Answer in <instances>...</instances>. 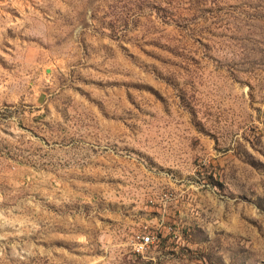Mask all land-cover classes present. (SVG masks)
I'll return each instance as SVG.
<instances>
[{
	"label": "rangeland",
	"instance_id": "374dc122",
	"mask_svg": "<svg viewBox=\"0 0 264 264\" xmlns=\"http://www.w3.org/2000/svg\"><path fill=\"white\" fill-rule=\"evenodd\" d=\"M0 264H264V0H0Z\"/></svg>",
	"mask_w": 264,
	"mask_h": 264
},
{
	"label": "built area",
	"instance_id": "2783aa9c",
	"mask_svg": "<svg viewBox=\"0 0 264 264\" xmlns=\"http://www.w3.org/2000/svg\"><path fill=\"white\" fill-rule=\"evenodd\" d=\"M154 244V239L151 235H146L141 238V241L137 244L138 251L143 252L147 247Z\"/></svg>",
	"mask_w": 264,
	"mask_h": 264
}]
</instances>
